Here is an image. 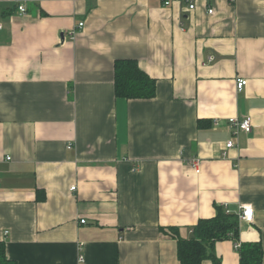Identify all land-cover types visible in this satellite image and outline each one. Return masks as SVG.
<instances>
[{"label": "crops", "instance_id": "0c3cea01", "mask_svg": "<svg viewBox=\"0 0 264 264\" xmlns=\"http://www.w3.org/2000/svg\"><path fill=\"white\" fill-rule=\"evenodd\" d=\"M164 1L0 0V241L15 264H180L169 228L188 238L216 205L252 208L239 241L264 264V0ZM117 59L154 97L115 96ZM213 252L240 264L233 240Z\"/></svg>", "mask_w": 264, "mask_h": 264}, {"label": "trees", "instance_id": "16d2710c", "mask_svg": "<svg viewBox=\"0 0 264 264\" xmlns=\"http://www.w3.org/2000/svg\"><path fill=\"white\" fill-rule=\"evenodd\" d=\"M114 94L126 99H149L154 97L156 82L150 78L134 59H117L113 63ZM212 217L200 218L191 228V236L182 238L174 227L169 230L176 238V256L180 264H201L209 259L221 264L213 252L217 241L230 239L237 244L240 264H263L262 247L258 242L239 241V220L235 213L225 212L216 205ZM0 264H15L7 258L5 244L0 241Z\"/></svg>", "mask_w": 264, "mask_h": 264}, {"label": "built area", "instance_id": "2783aa9c", "mask_svg": "<svg viewBox=\"0 0 264 264\" xmlns=\"http://www.w3.org/2000/svg\"><path fill=\"white\" fill-rule=\"evenodd\" d=\"M164 5H168L170 2L168 0H165ZM190 9H192L194 7L193 3H190L188 6ZM25 7L23 4L18 3L17 5V11L19 14H24L25 13ZM209 13L212 12V9L208 10ZM83 25L82 22L78 23V27H81ZM73 33V32H72ZM212 58L209 57V60H211ZM247 81L246 79L239 77L236 79V89L238 91H241L243 89V87L246 85ZM228 124L230 126V131L232 134V138H230L229 140L226 141L225 143V149H229L232 148L236 145L235 143V139L236 137L239 135L240 132H245L248 133L250 132L251 128H252V120L250 116H245L242 118H238V117H231L228 119ZM69 147V146H68ZM9 158V157H7ZM190 163L192 166H197L198 164V159H191ZM71 189H74V187L72 186ZM237 216H238V220L239 222H246V223H250L253 220V210L249 205H242L240 206L239 211L237 212ZM81 223H84L85 220L81 219L80 220ZM237 246V244H235V247ZM80 260L83 259V256H79Z\"/></svg>", "mask_w": 264, "mask_h": 264}]
</instances>
